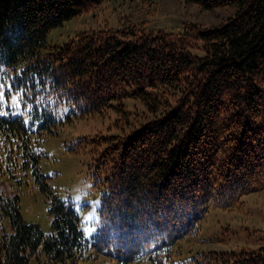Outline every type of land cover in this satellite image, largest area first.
I'll list each match as a JSON object with an SVG mask.
<instances>
[{"label": "trees", "instance_id": "16d2710c", "mask_svg": "<svg viewBox=\"0 0 264 264\" xmlns=\"http://www.w3.org/2000/svg\"><path fill=\"white\" fill-rule=\"evenodd\" d=\"M103 1L0 0V76L22 90L38 126L0 115V163L9 173L32 170L52 216L45 235L23 220L17 195L0 194L14 228L0 237V264L41 255L44 264H81L93 252L122 264H264L262 249L198 250L184 259L175 248L212 205L228 207L264 184V0H190L234 12L210 27L87 30L46 46L52 28ZM127 98L145 106L135 122ZM61 104H72L76 117L113 107L115 125L131 126L89 141L107 183L93 242L39 166L38 136L72 119L59 117Z\"/></svg>", "mask_w": 264, "mask_h": 264}, {"label": "rangeland", "instance_id": "374dc122", "mask_svg": "<svg viewBox=\"0 0 264 264\" xmlns=\"http://www.w3.org/2000/svg\"><path fill=\"white\" fill-rule=\"evenodd\" d=\"M233 12V7L206 10L190 0H105L52 28L46 46L62 45L78 32L87 30H119L137 25L180 32L187 23L210 27L224 22ZM125 103L135 111L129 119L137 121L140 118L138 112L145 106L131 98L125 99ZM30 108L22 90L15 91L12 80L0 76V115L20 116L26 125L37 130V123L28 113ZM73 109L72 104L59 105V117L64 119L71 114L72 119L59 124L54 133L38 136L39 149L43 153L39 166L49 177L48 183L54 194L76 210L84 235L93 242L99 231V210L107 183L104 174H97L96 155L89 141L98 135H123L131 126L124 120L115 125L120 116L113 107L85 117L74 116ZM81 140L85 145L89 143L82 145ZM0 164V194L5 197L17 195L23 220L40 225L45 235H50L51 197L39 189L32 170L9 173L6 163ZM13 231L10 217L0 212V237L4 232ZM242 247L264 251V184L258 183L256 190L241 196L228 207L212 205L198 228L175 248H181L186 259L198 250ZM92 255L81 264H122L103 253L93 252ZM44 262V255L30 258V264Z\"/></svg>", "mask_w": 264, "mask_h": 264}]
</instances>
